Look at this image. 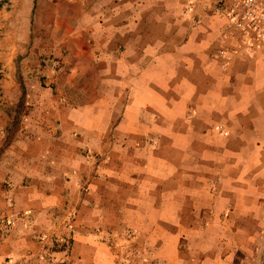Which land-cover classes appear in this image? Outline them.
Here are the masks:
<instances>
[{"label": "crops", "instance_id": "obj_1", "mask_svg": "<svg viewBox=\"0 0 264 264\" xmlns=\"http://www.w3.org/2000/svg\"><path fill=\"white\" fill-rule=\"evenodd\" d=\"M226 1L0 0V264H264V42Z\"/></svg>", "mask_w": 264, "mask_h": 264}, {"label": "built area", "instance_id": "obj_2", "mask_svg": "<svg viewBox=\"0 0 264 264\" xmlns=\"http://www.w3.org/2000/svg\"><path fill=\"white\" fill-rule=\"evenodd\" d=\"M225 7L228 28L238 33L241 42V50L249 53L254 48L264 42V0H227ZM232 52L226 48H221L218 55L225 60L232 57ZM226 63V61H225ZM90 161L97 162L98 157L92 153L88 154ZM22 213L20 216L23 217ZM19 216L12 214L6 221L8 228H12ZM70 215L68 218H71ZM68 221L64 223L67 227ZM41 240L51 239L48 234L40 236ZM53 241H58V237L54 236Z\"/></svg>", "mask_w": 264, "mask_h": 264}, {"label": "rangeland", "instance_id": "obj_3", "mask_svg": "<svg viewBox=\"0 0 264 264\" xmlns=\"http://www.w3.org/2000/svg\"><path fill=\"white\" fill-rule=\"evenodd\" d=\"M49 62L52 63V61L46 60V63H47V64H48ZM52 64H53V63H52ZM54 65H55V63H54ZM58 66H59V65H58ZM88 154H89V153H87V157H88ZM92 154H94V153H92ZM94 155H95V154H94Z\"/></svg>", "mask_w": 264, "mask_h": 264}]
</instances>
